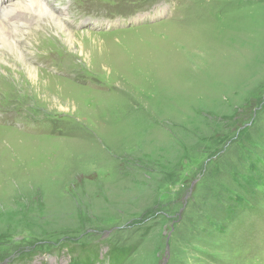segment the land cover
Listing matches in <instances>:
<instances>
[{"label":"rangeland","instance_id":"rangeland-1","mask_svg":"<svg viewBox=\"0 0 264 264\" xmlns=\"http://www.w3.org/2000/svg\"><path fill=\"white\" fill-rule=\"evenodd\" d=\"M49 1L76 41L1 77L0 264H264V0Z\"/></svg>","mask_w":264,"mask_h":264},{"label":"bare ground","instance_id":"bare-ground-1","mask_svg":"<svg viewBox=\"0 0 264 264\" xmlns=\"http://www.w3.org/2000/svg\"><path fill=\"white\" fill-rule=\"evenodd\" d=\"M57 9L58 5L49 0H4L0 6V80L6 71L8 75L15 73L19 77L18 73L25 72L32 80L39 78L40 68L32 61L31 49L37 48L34 56L48 54L40 48L50 29L72 44L76 35L66 32V18ZM25 26H32V31ZM20 40H25V45L20 46Z\"/></svg>","mask_w":264,"mask_h":264},{"label":"trees","instance_id":"trees-1","mask_svg":"<svg viewBox=\"0 0 264 264\" xmlns=\"http://www.w3.org/2000/svg\"><path fill=\"white\" fill-rule=\"evenodd\" d=\"M255 164V162H254ZM69 245V244H68ZM96 246L93 249H91V246ZM67 248V245H65ZM70 246V245H69ZM133 246H124V247H116L113 246V248H109L108 252L106 253L105 257L109 260L110 264H123L125 260L130 256V253L132 252ZM69 251H73L77 253L78 259H80L83 264H99L103 263L104 256H100L99 254V243L98 244H74L70 246L68 249ZM93 255H96L95 257ZM102 257V258H100ZM100 259V260H98Z\"/></svg>","mask_w":264,"mask_h":264}]
</instances>
